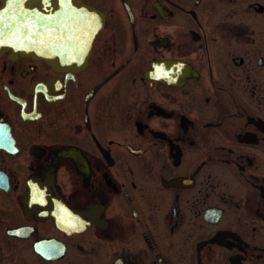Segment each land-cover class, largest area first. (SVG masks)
Masks as SVG:
<instances>
[{
	"label": "flooded vegetation",
	"instance_id": "af4514ba",
	"mask_svg": "<svg viewBox=\"0 0 264 264\" xmlns=\"http://www.w3.org/2000/svg\"><path fill=\"white\" fill-rule=\"evenodd\" d=\"M61 8L87 51L0 53V264H264V0Z\"/></svg>",
	"mask_w": 264,
	"mask_h": 264
},
{
	"label": "water",
	"instance_id": "95a60500",
	"mask_svg": "<svg viewBox=\"0 0 264 264\" xmlns=\"http://www.w3.org/2000/svg\"><path fill=\"white\" fill-rule=\"evenodd\" d=\"M66 1L74 2V0ZM11 4L12 0H2L0 7V53L11 49L23 56L34 53L36 55L34 57L41 59L76 58L79 49L83 50L82 52L88 50V44L97 32L93 26L78 27L77 19L61 17L60 12L63 9H59V6H63L64 0H50L49 28L48 30L45 28L43 34L34 32L31 38L24 30L13 29ZM42 39L45 43L43 48L42 45L36 44L42 42ZM31 42L34 48L31 47Z\"/></svg>",
	"mask_w": 264,
	"mask_h": 264
}]
</instances>
